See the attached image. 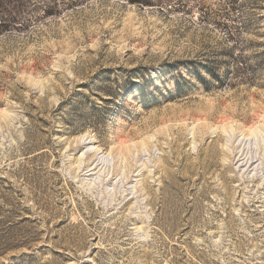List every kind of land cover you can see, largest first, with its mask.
<instances>
[{
    "label": "rangeland",
    "instance_id": "obj_1",
    "mask_svg": "<svg viewBox=\"0 0 264 264\" xmlns=\"http://www.w3.org/2000/svg\"><path fill=\"white\" fill-rule=\"evenodd\" d=\"M130 1L4 0L0 264H264V0Z\"/></svg>",
    "mask_w": 264,
    "mask_h": 264
},
{
    "label": "trees",
    "instance_id": "obj_2",
    "mask_svg": "<svg viewBox=\"0 0 264 264\" xmlns=\"http://www.w3.org/2000/svg\"><path fill=\"white\" fill-rule=\"evenodd\" d=\"M77 1L74 0V3H76ZM147 1H142V4H146L145 6H148V5L152 6V4H154L153 6H158V5L162 6V5H164V2H165V0H155L154 2L151 0H147ZM130 2L134 3V0H131ZM3 3H4V0H0V10H1L0 14H5V11L3 10ZM232 5H233V3H232ZM45 14L49 15V11H45Z\"/></svg>",
    "mask_w": 264,
    "mask_h": 264
}]
</instances>
